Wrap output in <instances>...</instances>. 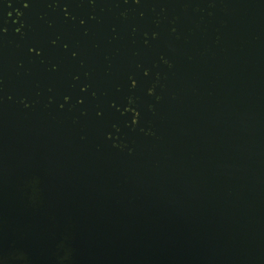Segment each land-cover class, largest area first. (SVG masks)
Masks as SVG:
<instances>
[{"label": "flooded vegetation", "instance_id": "af4514ba", "mask_svg": "<svg viewBox=\"0 0 264 264\" xmlns=\"http://www.w3.org/2000/svg\"><path fill=\"white\" fill-rule=\"evenodd\" d=\"M214 8L0 0V264H168L121 238L152 235L153 148L211 109Z\"/></svg>", "mask_w": 264, "mask_h": 264}, {"label": "water", "instance_id": "95a60500", "mask_svg": "<svg viewBox=\"0 0 264 264\" xmlns=\"http://www.w3.org/2000/svg\"><path fill=\"white\" fill-rule=\"evenodd\" d=\"M213 2L225 25L205 70L211 109L153 148L156 218L134 225L152 235L121 242L168 264H264V0Z\"/></svg>", "mask_w": 264, "mask_h": 264}]
</instances>
